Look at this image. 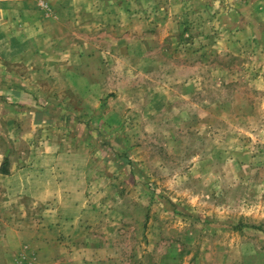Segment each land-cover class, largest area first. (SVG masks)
<instances>
[{
    "label": "rangeland",
    "instance_id": "1",
    "mask_svg": "<svg viewBox=\"0 0 264 264\" xmlns=\"http://www.w3.org/2000/svg\"><path fill=\"white\" fill-rule=\"evenodd\" d=\"M143 1L125 5L129 18L117 4L107 42L93 34L98 111L50 117L98 176L99 239L50 246L51 260L19 250L14 264H264V0ZM2 193L3 236L46 240L43 206L22 198L12 214Z\"/></svg>",
    "mask_w": 264,
    "mask_h": 264
},
{
    "label": "crops",
    "instance_id": "2",
    "mask_svg": "<svg viewBox=\"0 0 264 264\" xmlns=\"http://www.w3.org/2000/svg\"><path fill=\"white\" fill-rule=\"evenodd\" d=\"M129 3L0 0V83L6 77L12 86L5 92L0 88V168L6 162L8 169V174L0 173L2 197L15 204L12 214L18 213L16 204L23 198L28 208L43 206L44 215L49 216L41 228L49 235L46 240L20 239L12 228L9 236H3L7 225L0 220V264H14L19 260V250L26 251L28 257L51 260L50 246L65 241L77 245L97 243L99 239L92 234L96 222L88 221L94 213L90 202L96 192L90 182L98 176H94L90 158L83 152V143L74 142L72 129L54 125L50 117H85L87 108L98 111L101 84L94 77L93 59L100 52L97 35L93 34L103 29L101 35L108 37L117 4H121L118 9L122 7L117 13L129 18L130 11L125 10ZM22 71L27 75L23 76ZM13 84H21L22 90H13ZM49 84H61L65 92L62 89L55 95L54 88L47 91ZM6 100L18 104L4 106ZM41 101L55 102L60 107L41 108L36 103ZM66 101L75 107L62 103ZM88 101L90 106L86 105ZM28 116L34 118L31 123ZM21 145L25 151L19 150ZM50 217L56 220L52 222ZM47 254L50 256L44 257ZM63 257L58 254L52 260L60 263Z\"/></svg>",
    "mask_w": 264,
    "mask_h": 264
},
{
    "label": "trees",
    "instance_id": "3",
    "mask_svg": "<svg viewBox=\"0 0 264 264\" xmlns=\"http://www.w3.org/2000/svg\"><path fill=\"white\" fill-rule=\"evenodd\" d=\"M6 165H7V163L4 162V164L1 166V168H0L1 174H8V169L6 168Z\"/></svg>",
    "mask_w": 264,
    "mask_h": 264
}]
</instances>
